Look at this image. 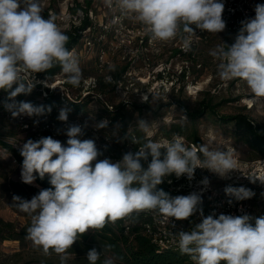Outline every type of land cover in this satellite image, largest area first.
Wrapping results in <instances>:
<instances>
[{"label": "clouds", "instance_id": "1", "mask_svg": "<svg viewBox=\"0 0 264 264\" xmlns=\"http://www.w3.org/2000/svg\"><path fill=\"white\" fill-rule=\"evenodd\" d=\"M114 3L154 40L167 42L181 31L187 33L185 50L190 48L197 29L218 34L226 28L221 0H105L108 7ZM254 11V18L241 22L231 45H218L209 54L219 61L217 74L221 80H242L255 97L264 98V4H256ZM42 12V0H0V90L7 93L2 104L12 118L51 112L50 106L16 99L29 95L35 87L23 81L22 73H46L58 65L68 83L78 86L81 80L79 61L66 47L69 37L54 16L45 19ZM142 99L147 101L148 96ZM69 111L62 108L58 120L67 122ZM108 123L107 119L100 120L94 127L104 129ZM137 125L147 132L146 121L139 120ZM83 134L82 127L73 124L66 130V145L48 136L28 139L20 149L22 182L33 184L37 175L43 179L47 174L52 185L30 200L13 196L18 209L31 216L26 239L45 254L51 250L60 255L61 264H65L67 250L79 237L89 229H102L106 221L115 222L146 210L158 211L172 220H188L195 215L201 195L193 192L171 197L158 188L168 176L175 174L191 181L199 167L226 178L236 170L232 152L208 144L193 150L178 137L164 143H141L132 138L140 145L137 152L129 151L116 162L98 159L102 153L95 141L79 139ZM161 149H165L163 159ZM149 156L151 160L144 168L141 161L147 162ZM201 183L206 187L209 181L205 177ZM225 194L236 201L254 196L249 189L231 186L225 188ZM201 216V222L191 231L178 233L180 252L195 264H264V216L213 213L203 217L202 212ZM110 248L105 246V250ZM100 256L101 251L95 247L86 253L89 264H97ZM104 264L113 261L105 259Z\"/></svg>", "mask_w": 264, "mask_h": 264}, {"label": "built area", "instance_id": "2", "mask_svg": "<svg viewBox=\"0 0 264 264\" xmlns=\"http://www.w3.org/2000/svg\"><path fill=\"white\" fill-rule=\"evenodd\" d=\"M221 2L225 5L222 18L226 22L224 30L226 37L223 39V43L231 45L241 27V22L254 18L255 5L262 3L261 0H221ZM107 10L109 12L108 20L99 22L98 28L89 19L88 12L84 17L76 18V21L67 19V29L76 27L80 34L78 42L69 49L79 62L88 60L92 56L89 54L96 47L93 72L83 74L79 65L82 75L78 86L67 82V76L60 67L51 73H22L23 81L30 86L35 85V87L29 95H20L16 99L31 102L37 106H50V113L42 116L12 118L2 104L7 93L5 91L0 93V116L15 129V133L12 135L0 136V154L11 151V159L15 165L22 168L21 158L23 157L20 154V149L28 139L35 141L41 137L51 136L66 145L68 139L66 130L69 125L73 124L82 127L84 134L79 139L95 141L98 150L102 153L98 159L108 158L112 162L121 160L123 154L129 151L135 153L139 150L140 145L133 143L132 138L138 139L141 143L148 140V136L145 134L143 139H140L131 129L123 128L118 141L109 129L115 121L122 122L126 110L124 105L146 102L142 97L151 96L158 86V88H162L168 82V78L165 77L166 80H164L163 68L158 69L156 71L158 78L154 76L151 81L154 84L150 85L151 89L148 87V74L141 73V66H137V62L139 60L148 61V42L153 40L151 35L142 25L133 20L130 21L126 15H123L115 3L112 7L107 6ZM85 17L88 22L81 28ZM57 20L63 22L65 17L57 15L56 23ZM202 36H205V32L197 29L194 37L201 38ZM146 64L148 66V62ZM62 108L70 109L67 122L58 120ZM104 119L109 121L108 126L97 130L94 125ZM188 147L197 150L191 142ZM164 152L165 149H161V159H163ZM149 158L151 157L149 156ZM235 161L237 162V160ZM198 169L199 172H195L194 179L191 181L184 176L177 178L175 174L165 179L173 197L193 192L201 195L204 200V208L198 209L197 213L193 215V220H172V218H166L158 211L152 210L138 212L144 217L140 223L141 232L158 251L180 252L178 247L179 231H191L197 223L201 222V212L203 217L215 213L217 216L219 214L232 216L247 214L254 218L255 203L260 202L261 207L264 205V183H261L264 181V172L262 175L254 173L251 176V173H248L238 177L236 169L229 173L230 176L226 177L225 183L216 185L206 168L198 167ZM46 176L48 175L46 174ZM205 177L209 181L206 187L201 183ZM250 178L256 180L253 182ZM228 186L244 187L251 190L254 196L250 199L236 201L225 194V188ZM229 200L232 202L229 203ZM128 216L123 220L128 219ZM252 223L254 224V220ZM128 229L129 226L126 225L125 230ZM186 256L195 263L189 255Z\"/></svg>", "mask_w": 264, "mask_h": 264}, {"label": "rangeland", "instance_id": "3", "mask_svg": "<svg viewBox=\"0 0 264 264\" xmlns=\"http://www.w3.org/2000/svg\"><path fill=\"white\" fill-rule=\"evenodd\" d=\"M89 1L88 6V0H42V7L43 10L49 9L47 13L55 18L57 15L65 17L63 22L57 20V25L62 31L68 27L67 19L76 21V18L84 17L86 12L98 28L99 22L108 20L107 6L105 0ZM127 17L130 21L133 20L141 25L131 16ZM224 34V31L218 34L205 32V36L201 38L192 36L188 50H185L183 44L188 34L182 31L176 38L167 42L150 40L147 48L148 66L143 60H139L137 66H141V73L148 74L149 88L154 84L151 82L152 78L154 76L158 78L156 71L161 68H163L164 80L168 78L169 83L166 82L162 88L156 87L148 97V101L144 103L134 102L128 106L124 105L126 110L122 122L115 121L109 129L115 139L119 141L122 129L128 128L140 139H143L145 134L148 140L164 143L178 137L185 145H189L192 141L191 131L196 129L201 145L208 144L214 149L230 151L234 154L237 160L236 176H244L248 173H251V176L254 173L262 175L263 158H248V148L235 138L232 123L217 121L209 113L191 120L184 112V109L188 111L199 109L201 103L207 100L217 104L218 114L244 112L255 122L264 121V98L255 97L244 81L239 79L223 81L217 74L219 61L209 53L216 46L223 44V39L226 37ZM175 47H181L182 52H172ZM95 51L96 47L89 54L92 56L88 60L79 62L83 74L93 72ZM184 71V79L180 80V75ZM139 120L148 123L147 132L139 130L137 125ZM11 154V151L0 154V264H61L60 255L54 251L50 250L45 254L40 247L34 246L31 240L26 239V234L23 239L13 234L27 227V223L31 222V216L20 211L17 202L13 200L14 191L19 192L14 190L11 181L22 182V179H19L21 167L12 162ZM210 174L216 185L225 183L226 178H220L212 172ZM36 194V190L30 191L26 198L30 200ZM253 211L254 218L264 216V205L261 207L260 202L255 203ZM189 219L193 220V216ZM120 220L123 227L126 225L132 227L140 226L144 217L139 214L130 219ZM4 222H9L12 226L9 227ZM111 224L113 226L112 222ZM103 243L98 230L89 229L67 250L65 264H86L88 261L86 253L94 247L101 251L102 258L114 261V255L110 250H105Z\"/></svg>", "mask_w": 264, "mask_h": 264}, {"label": "trees", "instance_id": "4", "mask_svg": "<svg viewBox=\"0 0 264 264\" xmlns=\"http://www.w3.org/2000/svg\"><path fill=\"white\" fill-rule=\"evenodd\" d=\"M262 4H264V0H261ZM87 5H90V1L88 0ZM48 9H44L42 12V16L44 18L48 17L47 13ZM88 22L87 17L84 18L83 24L81 28H83ZM68 37L69 41L66 45L68 49L73 47L79 40L80 34L77 32V28H70L63 31ZM174 53L182 52L181 49L175 47L173 49ZM59 66L53 67L48 72H53L57 70ZM185 71L180 75V80L184 79ZM3 90H0V93ZM211 101H204L201 103L199 109L194 111H188L184 109L185 114L189 116L191 120H195L197 117L205 115L209 113L215 117L217 121H221L224 123H232L234 126V135L237 141L245 144L249 151L248 158H264V121L263 122H255L252 118L249 117L247 113L237 112L232 114H218L216 108L217 104L210 103ZM15 133V129L5 122L0 116V136L2 135H12ZM191 143H193L197 151L199 146L201 145V141L199 136L197 135L196 129L191 131ZM3 142V141H2ZM5 143V142H4ZM188 147V145H186ZM151 158H149L148 162H150ZM23 162V158H21ZM142 166L147 168L145 161H141ZM195 172H199V169L196 168ZM50 177L46 176L41 179L37 175L36 180L33 184H25L21 181H11V184L14 190H17L19 193L14 191L15 196H19L22 199L28 200L30 191L36 190L37 194L41 189H47L52 187L50 184ZM159 189H163L167 192L171 197V193L168 190V184L164 181L161 185L158 186ZM204 200L202 199V203L199 205L198 209L202 210L204 207ZM140 213L134 212L128 216L130 217L139 216ZM123 220V218H121ZM141 221V220H140ZM5 223V222H4ZM106 221L105 226L102 229H99V236L104 242L103 244L111 245L109 249L111 253L114 255L115 260L113 264H195L192 262L185 254L177 251L171 250H162L158 251V249L148 240V238L143 235L140 230L139 225H134L129 227L126 231L125 227L122 225V221L118 219L115 222ZM7 226H12L9 222L5 223ZM31 222L27 223V227H29ZM27 227H24L21 231L15 236L23 239L25 234L27 235ZM13 236V235H12ZM106 258H102L97 261V264H104ZM86 264H89L87 261Z\"/></svg>", "mask_w": 264, "mask_h": 264}]
</instances>
